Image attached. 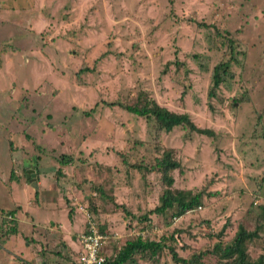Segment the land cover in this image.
<instances>
[{
  "label": "rangeland",
  "instance_id": "1",
  "mask_svg": "<svg viewBox=\"0 0 264 264\" xmlns=\"http://www.w3.org/2000/svg\"><path fill=\"white\" fill-rule=\"evenodd\" d=\"M221 61L227 75L208 96ZM138 96L211 135L126 112ZM164 150L179 163L171 191L200 192L180 216L147 214L166 188L149 170ZM96 186L112 198L90 215ZM74 201L84 210L69 224ZM263 203L264 0H0V264H75L84 213L105 221L106 255L141 236L164 248L137 264H180L169 248L231 264L213 245L252 229ZM9 211L19 234L6 238ZM263 238L247 243L251 260Z\"/></svg>",
  "mask_w": 264,
  "mask_h": 264
},
{
  "label": "trees",
  "instance_id": "2",
  "mask_svg": "<svg viewBox=\"0 0 264 264\" xmlns=\"http://www.w3.org/2000/svg\"><path fill=\"white\" fill-rule=\"evenodd\" d=\"M228 71V62H218L213 66L212 74H211V87L207 92L208 96L213 95V90L216 89L219 84L223 81L224 76L227 75ZM122 108L133 115L144 117V118H151L157 125L160 130L164 132H169L173 127H186L189 131L204 134V135H211V131L207 128H200L197 127L189 118V116L185 113H175L164 106L158 105L154 99L149 97H141L138 96L136 100L132 103L122 105ZM170 150H164L161 153L159 158H156L155 163L149 170L154 169L160 175V180L166 186L161 192L159 197V204L153 207L147 214L150 213H162L166 209L174 208V216H180L184 212L195 208L199 205V198L200 192L195 194H190L189 191H177L173 193L169 188L173 182L172 177L170 176L169 172L174 170L175 168L179 167V163L173 159L171 156ZM70 158L66 155H61L60 163L66 164ZM134 165V164H131ZM137 167V166H136ZM36 168V166L34 167ZM142 168L145 169L143 166ZM24 172V171H23ZM96 192L98 193L99 198L94 199L97 201V206L94 204H89L88 208L86 204L84 205L85 209L88 210V213L97 212L102 210V204L106 203L110 197L105 198L106 195H109L103 188L96 186L94 187ZM95 192V191H94ZM88 200V199H87ZM89 203V201H88ZM117 206L118 208L121 207L116 202H112V206ZM98 207V209H97ZM123 209V208H122ZM14 211L7 212L9 216V222L12 224L7 228L6 231L7 235L12 234L15 232L16 221L14 219ZM127 214V211H124V214ZM67 216L70 218V210L67 212ZM140 221H144L147 219L146 215L140 216ZM92 222L94 223L97 231L101 234H106L110 236L109 232H107L103 225L105 224L103 220L96 223L92 218ZM87 233L89 229L87 224L84 223L83 228L80 230V233ZM77 234V235H78ZM264 234V203L261 204L258 208V212L256 213L255 224L252 229L249 231L243 228L241 225L238 226L237 230L234 233L233 239L231 242L224 247H220L218 243L213 245L212 251L215 250L219 252V258L221 259H233L231 264H264V251L261 252L258 256L254 257V260L249 258L247 254L246 246L247 243L251 240L257 241L259 236ZM76 235V236H77ZM109 239V238H108ZM108 239L105 241H108ZM264 240V238L262 239ZM104 245V247H105ZM103 247V248H104ZM264 247V245H263ZM164 248V243L160 239L152 240L142 238L141 236H136L130 239L124 240L122 245L115 251L113 255L109 254L106 255L104 252L101 251V255L104 257V262L97 263V264H137V261L134 259V255H139V257H143L146 255V258L151 261H157L158 253ZM170 253V258L174 263L180 264H193L194 261L200 258V256L204 253L192 254L190 258H183L178 256L171 248L168 249ZM209 253V252H208ZM75 264H79L77 260V252L75 256Z\"/></svg>",
  "mask_w": 264,
  "mask_h": 264
},
{
  "label": "built area",
  "instance_id": "3",
  "mask_svg": "<svg viewBox=\"0 0 264 264\" xmlns=\"http://www.w3.org/2000/svg\"><path fill=\"white\" fill-rule=\"evenodd\" d=\"M77 208L81 213L84 210L82 205H78ZM84 214L87 215L85 223L87 224L89 232H82L75 236L78 243V249L76 250L78 263L97 264L104 262V257L101 255V251L109 236L99 233L90 216L87 213Z\"/></svg>",
  "mask_w": 264,
  "mask_h": 264
},
{
  "label": "crops",
  "instance_id": "4",
  "mask_svg": "<svg viewBox=\"0 0 264 264\" xmlns=\"http://www.w3.org/2000/svg\"><path fill=\"white\" fill-rule=\"evenodd\" d=\"M33 170L36 171L35 168H34ZM36 172H37V171H36ZM75 202H76V201H74V202H70V204L73 206V209H72L71 207L69 208V210H70V218L67 216V217H68V220H69V224H71V222L75 221V218H76L77 214L82 215V214L80 213V211L78 210L77 206L75 205ZM47 203H48V204H51V203H49V202H47ZM77 204H78V205H81L79 202H77ZM82 207H83V206H82ZM13 214L15 215L16 212H14ZM15 221L18 222V221H17V216H15ZM58 223H59V222H58ZM50 224L52 225V222H51ZM51 225H50V226H51ZM52 227H53V226H52ZM15 228H16V229H15V232L12 233V234H9L10 236H16V234H19V233H18V229H17V225H16ZM59 228H60L61 230H64V228H63L62 225H60ZM9 235H6V236H4V237L8 238ZM73 237H74V235L71 237L72 240H73ZM2 249H3V248H2ZM6 251H7V250H6ZM3 259H4V257H3Z\"/></svg>",
  "mask_w": 264,
  "mask_h": 264
},
{
  "label": "water",
  "instance_id": "5",
  "mask_svg": "<svg viewBox=\"0 0 264 264\" xmlns=\"http://www.w3.org/2000/svg\"><path fill=\"white\" fill-rule=\"evenodd\" d=\"M25 178L28 180V182L31 184V186L34 185V183L32 182V180L34 178V172H32L31 170H26Z\"/></svg>",
  "mask_w": 264,
  "mask_h": 264
},
{
  "label": "flooded vegetation",
  "instance_id": "6",
  "mask_svg": "<svg viewBox=\"0 0 264 264\" xmlns=\"http://www.w3.org/2000/svg\"><path fill=\"white\" fill-rule=\"evenodd\" d=\"M27 170H31V168H30V169H29V168H27ZM31 171L33 172V170H31ZM25 172H26V171H25ZM25 172H24V173H25ZM24 175H25V174H24ZM25 179H26V178H25ZM26 180H27V179H26ZM27 181H28V180H27Z\"/></svg>",
  "mask_w": 264,
  "mask_h": 264
},
{
  "label": "clouds",
  "instance_id": "7",
  "mask_svg": "<svg viewBox=\"0 0 264 264\" xmlns=\"http://www.w3.org/2000/svg\"><path fill=\"white\" fill-rule=\"evenodd\" d=\"M191 210V209H190Z\"/></svg>",
  "mask_w": 264,
  "mask_h": 264
}]
</instances>
